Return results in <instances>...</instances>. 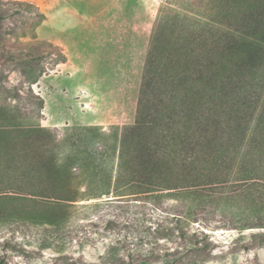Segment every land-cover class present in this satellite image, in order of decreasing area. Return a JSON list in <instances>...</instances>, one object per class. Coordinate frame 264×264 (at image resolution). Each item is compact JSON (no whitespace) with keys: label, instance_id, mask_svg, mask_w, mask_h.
I'll return each mask as SVG.
<instances>
[{"label":"rangeland","instance_id":"rangeland-1","mask_svg":"<svg viewBox=\"0 0 264 264\" xmlns=\"http://www.w3.org/2000/svg\"><path fill=\"white\" fill-rule=\"evenodd\" d=\"M9 1L0 0V11L15 8ZM17 1L33 3L44 13L34 39L54 48L42 45L33 65L42 74L35 81L11 70L0 56V104L20 108L1 114L4 142L12 145L14 139L8 119L23 128L43 126L60 137L70 133L84 139L72 152L88 159L103 178L113 165L114 179L119 144L114 153L109 133L119 139L121 130L134 123L153 34L164 15L200 0ZM16 23L4 21L3 32ZM260 82L264 87L262 77L245 88ZM257 145L247 163L251 175L229 172L219 182L138 198L114 196L111 186L109 196L77 202L59 227L41 222V205L25 201V194L2 188L4 197H21H0V259L5 264H264V244L259 243L264 209L255 207L264 206V141ZM231 149L222 155H234V163L239 156ZM187 192L197 193L195 204L186 199ZM29 213L39 219L21 218Z\"/></svg>","mask_w":264,"mask_h":264},{"label":"trees","instance_id":"trees-1","mask_svg":"<svg viewBox=\"0 0 264 264\" xmlns=\"http://www.w3.org/2000/svg\"><path fill=\"white\" fill-rule=\"evenodd\" d=\"M9 2L15 8L0 11V56L11 70L35 81L42 74L33 67L42 45L54 48L34 39L45 15L33 3ZM193 5L164 15L153 34L134 123L121 130L119 139L109 133L114 153L119 144L114 179L113 165L103 178L88 159L72 152L84 139L70 133L60 137L37 124L23 128L20 121L8 119L14 139L8 145L5 131H0V183L8 186L0 185V190L25 194V201L41 205V222L59 227L77 202L109 196L111 186L114 196L138 198L219 182L229 172L251 175L247 163L264 141V87L260 82L248 91L245 85L264 77V0H200ZM6 20L19 21L7 34ZM12 109L20 108L0 104V117ZM224 149L236 151L239 162L233 163L229 152L222 155ZM95 186L98 193L93 192ZM187 193L186 199L195 204L197 193ZM255 207L264 209L261 204ZM28 216L21 218L39 219ZM259 235L263 245L264 232Z\"/></svg>","mask_w":264,"mask_h":264}]
</instances>
